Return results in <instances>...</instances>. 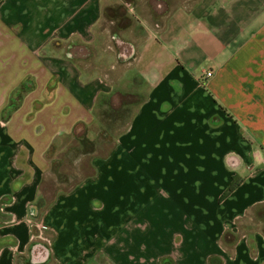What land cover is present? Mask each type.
Wrapping results in <instances>:
<instances>
[{
    "label": "crops",
    "instance_id": "crops-1",
    "mask_svg": "<svg viewBox=\"0 0 264 264\" xmlns=\"http://www.w3.org/2000/svg\"><path fill=\"white\" fill-rule=\"evenodd\" d=\"M0 264H264V0H0Z\"/></svg>",
    "mask_w": 264,
    "mask_h": 264
},
{
    "label": "trees",
    "instance_id": "trees-1",
    "mask_svg": "<svg viewBox=\"0 0 264 264\" xmlns=\"http://www.w3.org/2000/svg\"><path fill=\"white\" fill-rule=\"evenodd\" d=\"M128 3L126 2L125 6L127 5ZM106 15L107 17L110 18V15H112V12H111V9H106ZM130 24V21L127 20V19H123V21L121 22V26L122 27H128V25ZM234 190V186L231 187V189L228 191V194H230L232 191ZM43 248L41 245L37 244L36 246H34V252H37L35 249L38 250V254H35V257H40V249ZM45 249V248H43Z\"/></svg>",
    "mask_w": 264,
    "mask_h": 264
},
{
    "label": "built area",
    "instance_id": "built-area-1",
    "mask_svg": "<svg viewBox=\"0 0 264 264\" xmlns=\"http://www.w3.org/2000/svg\"><path fill=\"white\" fill-rule=\"evenodd\" d=\"M207 76H208V77H211V76H212V73H208Z\"/></svg>",
    "mask_w": 264,
    "mask_h": 264
},
{
    "label": "rangeland",
    "instance_id": "rangeland-1",
    "mask_svg": "<svg viewBox=\"0 0 264 264\" xmlns=\"http://www.w3.org/2000/svg\"><path fill=\"white\" fill-rule=\"evenodd\" d=\"M64 143V142H63Z\"/></svg>",
    "mask_w": 264,
    "mask_h": 264
}]
</instances>
